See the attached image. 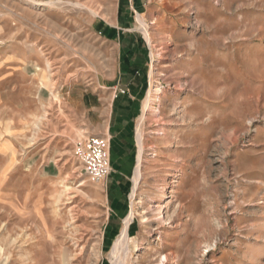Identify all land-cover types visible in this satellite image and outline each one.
<instances>
[{
    "label": "rangeland",
    "instance_id": "374dc122",
    "mask_svg": "<svg viewBox=\"0 0 264 264\" xmlns=\"http://www.w3.org/2000/svg\"><path fill=\"white\" fill-rule=\"evenodd\" d=\"M107 28L143 46L117 220L75 153ZM0 264H264V0H0Z\"/></svg>",
    "mask_w": 264,
    "mask_h": 264
},
{
    "label": "crops",
    "instance_id": "0c3cea01",
    "mask_svg": "<svg viewBox=\"0 0 264 264\" xmlns=\"http://www.w3.org/2000/svg\"><path fill=\"white\" fill-rule=\"evenodd\" d=\"M106 32L111 38H107L106 41L112 42V45L118 48L119 64L114 66L112 76L106 81L98 80L93 88L82 87L80 99L88 115L90 113L93 115L91 121L95 123L102 121V133L111 139L109 155L113 175L107 182L112 188L111 192L115 193L110 194V202L113 205L111 217L117 220L122 219L120 217L123 204L121 201L126 194L124 185L130 179L134 160L132 148L136 129L134 122L137 115L136 96L143 83L142 76L137 72L140 70V63L135 61L141 62L143 56L139 51L142 44L139 45L137 38L133 37L130 46L124 45L121 52L120 40L124 41V39L121 38L119 31L107 28ZM100 107L105 109L102 110ZM110 225L113 223L111 222Z\"/></svg>",
    "mask_w": 264,
    "mask_h": 264
},
{
    "label": "built area",
    "instance_id": "2783aa9c",
    "mask_svg": "<svg viewBox=\"0 0 264 264\" xmlns=\"http://www.w3.org/2000/svg\"><path fill=\"white\" fill-rule=\"evenodd\" d=\"M109 142L99 136H88L76 147V155L80 158L85 171L91 179L98 182L109 173Z\"/></svg>",
    "mask_w": 264,
    "mask_h": 264
},
{
    "label": "bare ground",
    "instance_id": "6f19581e",
    "mask_svg": "<svg viewBox=\"0 0 264 264\" xmlns=\"http://www.w3.org/2000/svg\"><path fill=\"white\" fill-rule=\"evenodd\" d=\"M148 91L149 92H148V95H147V98H146L144 107H147L150 103H152V101H154V100H156V98H158V96H157V89L155 87H151ZM135 139L137 140V143L139 144V153H140L142 151L141 150V143H142L141 140H142V138H141V131H140V129L137 131V135H136V138ZM135 170H136L135 177H136V182H137V180H139L140 177H141V175H142V172L140 170V161L137 162ZM121 233L122 234L120 235V237L117 240L116 247H117V249H121L122 251L127 252L128 247H129L130 242H131L130 241L131 240V237H130V235L128 233L127 224L124 226V228L122 229V232ZM165 258H166V255H165Z\"/></svg>",
    "mask_w": 264,
    "mask_h": 264
}]
</instances>
